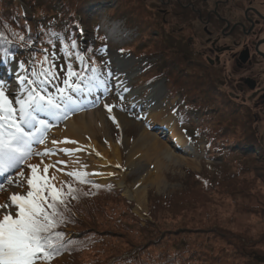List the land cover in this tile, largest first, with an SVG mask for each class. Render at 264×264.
<instances>
[{"label":"rangeland","instance_id":"obj_1","mask_svg":"<svg viewBox=\"0 0 264 264\" xmlns=\"http://www.w3.org/2000/svg\"><path fill=\"white\" fill-rule=\"evenodd\" d=\"M168 1L151 0L147 2V5H143L135 2V0H125L127 5L134 3L133 6L135 7L138 4L139 7L138 9L135 7L134 12L137 11L135 13L143 18L147 14L157 15L162 13L161 10L168 6ZM14 2L20 4L30 18L34 19L31 14L32 11L25 0H14ZM74 2L82 5L80 8L82 12H85L83 9L85 2L89 3L87 7L91 6L89 8L91 14H86V18L95 20L96 16L101 17L99 27L100 34L102 33L104 39L99 38V36L96 39V32L88 29L83 32L85 36L81 38L83 39L81 45H86L91 40V46H95V55L100 62V70H97V74L99 80L104 83L98 84L91 93H84L83 96L75 94L74 98L79 101L80 107L69 111L66 116L60 115L57 118L41 114L40 117L49 122L46 138L52 140L48 149H52L54 154L46 157L34 155L28 160V163H41L43 161L44 164L51 163L55 165V168L50 169L49 175H55L58 186L67 182L77 189L73 193L75 198L69 197L68 199L78 204V207L82 209L81 212L71 210L66 200V207L61 209L63 216L66 218L59 225L58 231L67 234L69 240H76L74 237L81 236L80 238H83V234L90 228L97 235L92 238H84L81 247L84 252L91 254H95L100 249L99 252H103V255L108 253L112 256L111 259H108V264H114L126 256L137 255L140 250L143 251L140 255L145 258L144 262L148 259L152 260L151 255L155 251L151 253L147 248L143 250L145 248L143 245L146 244L141 247L140 244L151 237L152 242L156 243L153 250H159L160 247H164L161 243L158 244L164 235H167L165 238L166 242H169L168 245L186 243L188 250L191 249V251L197 253L202 252L205 258L203 262H206V264H244L247 261L251 264L255 257L253 254H264V181L257 176L259 171L264 169V155L258 158V161L253 157V161L248 160L245 156L239 157L238 152L241 149L237 142L226 143L225 150L227 154L225 153L222 158L220 156L214 158L205 155L207 152L206 144L211 140V137L207 134L214 132L215 127H218L219 124L222 125V122L218 123L221 120L218 116H212L211 119H209L211 116H206V119H204V117L195 115L191 116V121L187 119L189 122L186 120L183 125H186L188 131L191 129V133L197 127H203L199 139H191V134L189 137L194 141L193 145H195L200 155L196 159V163L192 166L170 164L160 160L156 150H150L149 154L137 158V163L134 166H129L127 157L130 146H134L135 141L138 140L143 131V127L149 126L151 132L158 133L162 140L169 141L172 144L171 134L167 129H164V125L158 122L151 124L146 120V115L150 112L148 110L152 108L153 112L158 111L159 113L162 107L168 109L170 105L173 106L172 110L177 112L181 108L179 105L182 106V101L184 103L183 97L180 93H176V90L173 92L166 77L159 76L161 78H154L146 82L148 74H151L148 72L147 65L159 60L160 56L157 54L158 56L140 57V47L137 45V50L135 44L144 40H140L142 29L138 30V27L133 26L132 30L127 24V21H130V23L135 22L132 15L134 12L126 11L125 17L116 18L117 15L114 10L118 4L116 0H78ZM171 3L178 8L177 0H171ZM143 21H148V25L147 23L143 24L144 32L152 31L154 41L160 38L165 40L167 44L172 42V32L164 37L163 34L159 33L161 31L159 26L150 24L149 19H143ZM53 43L51 44L54 47L51 44L46 45L47 55L51 59V54L55 52L56 57H58L55 63L59 70L61 65H66V56L61 51L64 44L61 45L59 40H54ZM34 45L36 49L38 48L35 52L39 56L31 54L32 50L27 49L34 47ZM34 45L30 47L25 44L19 45L15 54H12L13 59L7 62L0 56V79L5 81L10 94L19 91L20 86L17 76L28 75V72H31L28 68L31 66L34 56L36 58L38 56L37 60L39 61L46 54L37 41L34 42ZM140 45L142 50H145L143 48L145 47L144 42H140ZM181 47L179 45V48ZM126 48H129V51ZM69 51L73 53L74 49H69ZM17 56H22V58L16 59ZM161 59L164 60L163 57ZM20 60L27 67V72L19 69ZM1 64H6L8 67L4 68ZM63 75L64 72L61 71V78H63ZM48 91L54 92L55 88L49 87ZM134 92L136 95L131 98ZM151 94L154 95V104L150 109L144 111V106L150 103L146 101L147 97ZM134 103H136L135 110L133 112L132 110L129 111V119L124 123L120 122L117 113L127 115V108ZM106 105L114 106L111 113L105 107ZM181 110L183 111V108ZM80 113L87 114L89 120V117H92L90 133L85 134L86 136L83 139L95 140L101 147L106 148L109 143L108 139L111 138L119 146L121 166L117 167L115 164L103 166L102 163L96 161V158H91L89 153L83 155V160L74 159L72 158L74 154L68 155L61 151L65 149L64 145L52 143L53 141L58 142L59 131L64 129L68 120ZM113 116L115 121L112 119ZM182 122L183 119L181 118ZM262 122H264V115ZM262 122L256 123V126L262 141L259 147L263 149L264 153V124ZM181 125L180 129L183 130ZM47 139L45 143H47ZM217 139L221 140L220 137ZM44 145L34 143L33 148L42 152L46 149ZM237 148L239 150H236ZM80 151L79 149L77 152ZM180 151V148L177 149V152ZM214 154H216L215 151ZM159 160L162 166H160L158 174L163 175L164 183L159 189L155 186L148 188L145 209L138 212L136 208L138 207L137 201L130 198L128 192L129 194L134 193L133 191L139 187L136 182L139 180V176L143 175L144 172H149L150 169L154 171L153 169L158 165ZM60 161L65 163H59ZM256 162L257 165H255ZM247 167L249 168L246 169ZM57 169L60 170L57 171ZM20 170L24 172L25 176L29 175V170L26 167ZM77 170L89 173L88 182L82 183L67 174ZM16 171L14 169L10 173L0 174V183L3 184L5 189L0 192V204L8 203L9 196L13 193L24 194L28 191L26 185L17 186L15 183H9L5 180V175H10L15 180ZM123 173L126 174L124 179L122 178ZM122 179L126 186L120 184ZM134 182L137 183V186L132 187ZM66 190L67 185L65 184ZM179 191H182V194ZM187 193L189 199L184 200V195ZM171 194H173L174 203L173 200L166 203L163 216L161 214L155 215L157 210L153 205L159 203L158 198L162 200L164 195L169 196ZM9 210L15 214L14 208ZM2 212L3 210L0 209V213ZM73 217L77 221L71 223ZM149 220L152 222L151 224L148 223ZM63 224H65V228L61 230L60 227H63ZM132 229H134V232H132ZM144 231L146 236L143 235ZM179 231H183L185 238L179 237ZM96 237H101L103 242L96 244L98 241ZM102 243L101 248L99 245ZM115 244L122 247L121 251L117 252L119 254L115 253L118 247L112 248V245ZM261 258L262 255L259 259ZM71 261V256L64 253L55 257L50 264H70ZM122 263L125 262L120 264ZM256 264L260 263L256 260Z\"/></svg>","mask_w":264,"mask_h":264},{"label":"trees","instance_id":"obj_2","mask_svg":"<svg viewBox=\"0 0 264 264\" xmlns=\"http://www.w3.org/2000/svg\"><path fill=\"white\" fill-rule=\"evenodd\" d=\"M74 1L25 0V3L32 11L31 14L34 16V19H31L24 8L21 7L20 4L15 3L14 0H0V31H3L5 33L7 41H11V43H7L3 40H0V56L2 55V50L4 48H7L12 55L15 54L16 49L19 45L25 44L26 46L30 47L31 45H34L35 41L38 42L42 49H46V45L51 44L49 43V41H52L53 43L54 40H59L61 42V45L68 44L69 49L72 50L73 48H71V43L73 40H75L77 47L74 49V55H72L71 57H66L65 68L67 64L71 62L75 70L80 71L81 68H83L85 75H91L93 68L100 70V62L95 55V46H91V40L88 41L86 45H81V38L85 36L83 35L84 31L86 32L88 29H91V31L96 32V39L98 38V36L99 38L104 39V36L100 34L99 27V19H101V17L99 18V16H96L95 20L86 18V14H91V12H89V8L91 6H89V8L87 7V4L89 3L85 2L83 6V9L86 12L85 13L84 11L82 12L80 10L82 5L76 4ZM116 1L118 2L117 6L114 9L117 15L115 16L116 18L125 17L126 11L134 12L135 7L137 9L139 7L138 4L134 7V3L131 5H127L125 0ZM150 1L151 0H135V2L143 5H147V2ZM161 11L162 13H159L157 15L147 14L145 15V18L139 16L138 13L136 14L135 12L137 11H135L132 14L135 22L130 23V21H127L128 27L133 28V26H136V28L138 27V30L142 29V38L140 40H144L138 41V39L137 44H135L136 46L138 45L140 47V57L147 55H159L160 59L161 57L164 58V60L161 59L160 61L159 59L147 65L148 72L151 74H148L149 76L148 79H146V82H149L154 78H158L159 76L167 78L168 85L172 87L173 92L176 90V93H180L183 97V111L180 110V117L183 119V123L186 122L187 119L191 121V116L195 115H198L202 118L204 117V119H206V116H211L209 119H211L212 116H218L221 118L218 123L222 122V125L219 124L218 127H215L214 132H209L207 134V136L211 137V140H209L206 144L207 152L205 155L212 156L214 158L220 156V158H222L227 152L225 150L226 143L237 142L240 145L241 149V152H238V154H240L239 157L245 156L248 160L252 161L253 157L258 161V158L263 157L264 153L263 149L259 147L262 141L260 139V136L258 135V127L256 126L257 121L255 120V115L250 107H248L241 101L231 100L230 97H228V95L224 92V90H222L219 85L216 84V78H218L217 74H209L211 76L210 77L207 72L205 70H201L199 65L194 61L187 60L188 57H191L187 51L179 48V45L182 46L180 38L176 41L179 45L177 44L178 46H174L171 43L167 44L165 40H161L160 38H158L157 41H154V39L152 38L154 33L152 31L148 33L144 32L143 24L147 23L148 25V21H143V19H149L150 24H156L157 26H159V28H161V31L159 33L163 34L164 37H167L168 34L173 32V27L169 26L166 21L167 15L165 10ZM183 14L184 13L180 12V14L178 15L183 16ZM148 28L151 29L150 27ZM53 33H55L56 35L54 36ZM19 36H24L25 40H19ZM140 42H144L145 47L143 48H145V50H142ZM138 46L136 47L137 50ZM27 49H31L33 55H38L35 52L38 49H36L35 45L34 47ZM126 50L129 51V48H126ZM77 51H79V53L84 56V65H81V62L76 58L75 53ZM17 58L20 59L22 58V56H17ZM37 58L36 56H34L31 65L35 61H38ZM28 70L31 71V66L28 68ZM221 77L222 75L219 78ZM201 129H203V127L199 126L192 132L196 140L199 139L198 137L202 134ZM220 133L222 136L220 135ZM229 135L231 136L229 137ZM218 137H220L221 140L217 139ZM213 145L214 148L212 150ZM236 150L239 149L237 148ZM214 151L216 154H214ZM255 165H257V162L255 163ZM248 168L249 167H247L246 169ZM263 171L264 169L260 170L259 174L257 175L259 176V178H261L262 181H264ZM200 177L202 178V176ZM179 193L182 194V191H179ZM187 199H189L188 193L184 195V200ZM158 200L159 203L153 205V207L157 210L155 215L161 214L163 216L165 213L163 209L166 208L167 202L173 200V194L169 196L164 195L162 200H165V202H163L160 198H158ZM67 201L71 210L81 212L82 209L78 207V204L73 203L70 199H67ZM76 221V218L73 217L70 222L74 223ZM148 223L151 224L152 222H150L149 220ZM64 228L65 224H63V227H60L61 230H64ZM132 232H134V229H132ZM178 234L179 237L185 238L183 231H179ZM83 235V238H80L81 236H77L74 237L76 238V240H69L67 238V234L64 233L65 247L57 256L68 253L72 258V261L69 262L70 264H108V259L112 258V256L108 253L103 255V252H99L101 251L100 249L99 251H96L95 254H91L84 252L81 247V245H83L84 243V238H92L97 234L93 233V231H91L89 228ZM143 235H145V231L143 232ZM166 236L167 235H164L163 239L158 243H161L162 246H164L160 247L159 250H153V247L156 243L152 242L151 237L147 238L143 241L142 244H140V247L143 244H146L143 245L145 246L143 250L147 248L151 251V253L155 251L151 255L152 260L148 259L146 262H144L145 258L140 255L141 253H143V251L141 252L140 250L137 255L126 256L123 259L118 260L114 264H120L121 262H125L122 264H206V262H203L205 258L202 252L197 253L195 251H191V249L188 250V245L186 243H172L171 245H168L169 242H166ZM103 238H105V236H103ZM96 239L98 240L96 244H98V242H103V239L101 240V237H96ZM102 246L103 243L99 245V247L101 248ZM116 247L118 248L116 249L115 253L119 254L117 252L121 251L122 247L117 246V244L112 245L113 249ZM260 255H262L261 259H259ZM253 256L255 257L253 258L251 264H256V260L258 261V263L264 264V254H253ZM212 259L213 257L211 258V260ZM244 264H249V262L247 261Z\"/></svg>","mask_w":264,"mask_h":264},{"label":"snow or ice","instance_id":"obj_3","mask_svg":"<svg viewBox=\"0 0 264 264\" xmlns=\"http://www.w3.org/2000/svg\"><path fill=\"white\" fill-rule=\"evenodd\" d=\"M0 40L11 43L7 41L3 31H0ZM19 40L24 41L25 37L19 36ZM76 47L73 40L71 48ZM43 51L46 53L43 59L31 65L28 75L17 76L20 86L18 92L10 94L5 81L0 79V174L10 173L15 169L16 179L5 175V180L28 188L26 193H13L9 196L8 203L0 204V209L3 210L0 213V264H50L65 247L64 233L58 231L59 225L64 222L61 209L66 207L69 197L75 198L73 193L77 189L67 182L57 185L55 175H49L50 169L55 168V165L44 164L43 161L28 163V160L34 155L46 157L54 154L52 149L46 148L41 152L33 148L34 143L45 144L49 128L48 120L41 119V114L57 118L60 115L66 116L69 111L80 107L79 101L74 98L75 94L83 96L84 93H91L98 84L104 83L99 80L95 68L91 75H85L83 68L77 71L69 62L66 68L61 65L58 70L55 52L50 59L47 49ZM61 51L66 57L73 55L68 44H64ZM75 55L81 65H84V56L79 51ZM2 57L5 61L13 59L7 48L2 50ZM18 66L27 72L23 61ZM61 71L64 72L63 78ZM49 87H54L55 91H48ZM105 107L111 113L114 106ZM112 119L115 121L114 116ZM61 151L71 153L73 150ZM23 167L29 170L28 176L20 170ZM67 174L82 183L88 182L89 173L86 171L77 170ZM4 190L0 183V192ZM10 208L15 209V214Z\"/></svg>","mask_w":264,"mask_h":264},{"label":"flooded vegetation","instance_id":"obj_4","mask_svg":"<svg viewBox=\"0 0 264 264\" xmlns=\"http://www.w3.org/2000/svg\"><path fill=\"white\" fill-rule=\"evenodd\" d=\"M177 1L178 8L169 0L162 9L173 27L171 44L180 38L191 57L187 60L208 75L217 74L215 82L228 97L246 104L257 123L262 122L264 0Z\"/></svg>","mask_w":264,"mask_h":264},{"label":"bare ground","instance_id":"obj_5","mask_svg":"<svg viewBox=\"0 0 264 264\" xmlns=\"http://www.w3.org/2000/svg\"><path fill=\"white\" fill-rule=\"evenodd\" d=\"M3 65L4 66L2 67H7L6 64ZM135 95L136 93L134 92L133 95H131L133 96L131 98H134ZM153 100V94L147 97L146 101L150 103L144 106V111H146L148 108L150 109V107L154 104ZM135 106L136 103L132 104L128 108L124 106L128 109V114L123 115L122 113L118 112L117 116L119 118V121L123 123L127 121L129 119L128 117H130L129 111L132 110L133 112L135 110ZM172 107V105H170L168 109L162 107L159 113L158 111L153 112L152 108L148 110L150 112L146 115V120L151 124H155L158 122L164 125V129H167L171 134L172 144L169 141L162 140L158 133L151 132L149 130V126L143 127V131L138 137V140L135 141L134 146H130V151L127 157V164L129 166H134L137 163L136 159L145 154H149L150 150H156V152H158L160 160H163L170 164H184L187 166H192L197 162L196 159L200 157V155L189 136L180 129V117L177 112L172 110ZM89 118L90 120L87 118V114L83 115V113H80L79 115L68 120V123L67 125H65L64 129L62 131H59L60 137L58 138L57 145H64L65 149H72L73 151L67 154H74V156H72V158L74 159L83 160V155L89 153L91 158H96V161L98 163H102L103 166H111V164L121 166L122 160L119 146L115 142H113L111 138L108 139L109 143L106 148L101 147L95 140L83 139V137L86 136L85 134L90 133V121L92 117L90 116ZM47 140L48 141L47 143H45L44 148H49L51 144L52 140L49 138ZM73 141L75 143H72ZM176 148H180L181 151L177 152ZM77 149H80L81 151L77 152ZM160 160L157 162L158 165L154 167V171L150 169L149 172H144L143 175L139 176V180L136 181L139 184V187H137V189L133 191L134 193L129 194L128 192V196H130V198L132 199L134 198L137 201L138 207L136 208L138 212H141V209H145L148 188L150 186H155L157 189H159L162 186V183H164L163 175L158 174L161 168L160 166H162ZM125 175L126 174L123 173V179ZM123 179L120 181V184L122 186H126ZM136 182L132 184V187L137 186Z\"/></svg>","mask_w":264,"mask_h":264}]
</instances>
